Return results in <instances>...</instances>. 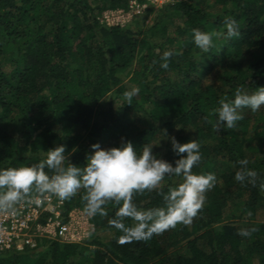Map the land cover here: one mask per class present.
I'll return each instance as SVG.
<instances>
[{
	"label": "trees",
	"instance_id": "obj_1",
	"mask_svg": "<svg viewBox=\"0 0 264 264\" xmlns=\"http://www.w3.org/2000/svg\"><path fill=\"white\" fill-rule=\"evenodd\" d=\"M128 1L0 0V167L36 164L61 143L70 162L82 165L91 144L125 140L136 149L157 144L153 151L174 162L166 138L174 136L200 143L193 172L215 173L217 183L190 225L119 243L122 233L108 224L116 211L109 203L107 215L89 217V241H43L0 253V264H264V224L251 222L264 212V106L242 109L234 129L213 126L219 99L232 98L238 87L264 86V0H184L146 10L128 26L100 23L103 11L126 9ZM227 17L240 28L230 40L223 35ZM193 29L218 34L207 53L192 42ZM166 50L175 54L163 69ZM134 86L140 95L125 104L123 92ZM241 159L257 172L255 186L234 179ZM181 181L166 177L134 200L160 206ZM83 194L63 201V214L83 211ZM229 207L234 219L216 225ZM251 226L257 231L250 237L238 234ZM102 233L110 234L105 242L96 236ZM180 243L183 253H167Z\"/></svg>",
	"mask_w": 264,
	"mask_h": 264
},
{
	"label": "clouds",
	"instance_id": "obj_2",
	"mask_svg": "<svg viewBox=\"0 0 264 264\" xmlns=\"http://www.w3.org/2000/svg\"><path fill=\"white\" fill-rule=\"evenodd\" d=\"M224 24L226 40L240 35L234 19L227 17ZM215 35L218 34L193 29L192 42L201 52L207 53L214 46ZM174 54L173 50L164 51L160 67L167 69ZM256 89L248 92L238 87L232 98L225 95L219 99V107L213 110L216 131L236 128L244 119L242 109L256 112L264 106V86ZM138 94L139 87L126 89L123 92L125 104L131 105ZM166 138L178 157L174 162L153 151V145L157 144L146 143L136 149L130 140H125L108 148L101 147L99 142L91 144L92 151L82 165L70 162L66 145L61 143L44 151L43 159L36 164L0 167V212L14 213L23 201L39 205V197L44 195L55 196L60 201L69 200L83 189V212L88 217L107 215L105 206L109 203L116 206L115 215L108 224L122 233L119 243L146 241L178 224L190 225L203 209L206 193L216 185L217 177L212 172H193V167L202 159L201 145L196 139L180 143L174 136ZM248 163L247 159L239 161L242 167L234 179L255 186L258 174L247 167ZM166 177H182V181L168 188L162 197L163 204L147 208L138 206L134 194L158 190ZM259 188L264 191V182ZM126 219L132 223L127 224ZM255 231L257 228L251 226L240 229L238 234L250 237Z\"/></svg>",
	"mask_w": 264,
	"mask_h": 264
},
{
	"label": "built area",
	"instance_id": "obj_3",
	"mask_svg": "<svg viewBox=\"0 0 264 264\" xmlns=\"http://www.w3.org/2000/svg\"><path fill=\"white\" fill-rule=\"evenodd\" d=\"M184 0H129L127 16L158 10ZM39 205L26 201L14 213L0 212V253L35 249L43 241L81 243L90 233L89 217L79 210L63 214L64 202L55 196L39 197Z\"/></svg>",
	"mask_w": 264,
	"mask_h": 264
},
{
	"label": "rangeland",
	"instance_id": "obj_4",
	"mask_svg": "<svg viewBox=\"0 0 264 264\" xmlns=\"http://www.w3.org/2000/svg\"><path fill=\"white\" fill-rule=\"evenodd\" d=\"M125 10L126 9H116V10L103 11L100 18H99L100 23H104L108 26H112V25L128 26V25H130L132 17L127 16ZM128 79H129V76L124 79L123 83H126L128 81ZM250 136H251V133H248L246 135V138H249ZM251 144H253V143H251ZM231 208L232 207H229L228 209L225 210L223 218L220 221H218L216 223V225H221L227 221L234 219V217H233L234 214L231 211ZM251 222L255 223V224H264V212H258L256 214L255 218ZM93 235H94V233L90 230L88 237L86 239H84V241H89ZM96 236L98 237L100 242H105L108 239V237L110 236V234L102 233V234H98ZM81 243H83V241ZM182 246H183V243L177 244V245L169 248L167 250V253H171L174 251L183 253Z\"/></svg>",
	"mask_w": 264,
	"mask_h": 264
}]
</instances>
